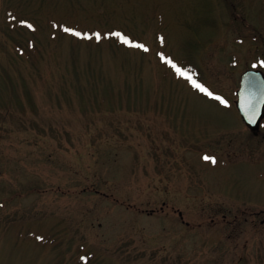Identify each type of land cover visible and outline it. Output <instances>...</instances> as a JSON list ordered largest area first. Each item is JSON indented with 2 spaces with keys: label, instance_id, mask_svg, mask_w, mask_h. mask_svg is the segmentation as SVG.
<instances>
[{
  "label": "rangeland",
  "instance_id": "obj_1",
  "mask_svg": "<svg viewBox=\"0 0 264 264\" xmlns=\"http://www.w3.org/2000/svg\"><path fill=\"white\" fill-rule=\"evenodd\" d=\"M247 69L264 0H0V264H264Z\"/></svg>",
  "mask_w": 264,
  "mask_h": 264
},
{
  "label": "water",
  "instance_id": "obj_2",
  "mask_svg": "<svg viewBox=\"0 0 264 264\" xmlns=\"http://www.w3.org/2000/svg\"><path fill=\"white\" fill-rule=\"evenodd\" d=\"M236 107L245 125L257 132L264 117V73L261 70H246L241 75Z\"/></svg>",
  "mask_w": 264,
  "mask_h": 264
},
{
  "label": "snow or ice",
  "instance_id": "obj_3",
  "mask_svg": "<svg viewBox=\"0 0 264 264\" xmlns=\"http://www.w3.org/2000/svg\"><path fill=\"white\" fill-rule=\"evenodd\" d=\"M21 23H25V24H27V26H28L29 28L32 27V25L29 24L27 21H21ZM65 31H67V32H72V33H74V35H76V36H87L86 33H81V32L75 31V30L72 29V28H66ZM95 35H96L97 38H99L100 33H96ZM114 35L117 36L118 38H120L121 41H122L123 43H125V44H129V45H133V41H132L129 37L125 36L123 33L117 32V33H114ZM87 38H91V37H87ZM134 46L139 47V48H142V49H144L145 51L148 50L144 44H136V45H134ZM162 58L165 59V62H166V63H168V64H170V65L172 66V68L175 70V72H176L178 75H180V76L185 77L186 79H188V80L192 83V85H193L195 88H197L198 90H200V91H202V92H205L208 96H214V93H213V92L209 91V89L206 88L203 84H201V83L197 82L195 79H193V78H192V77H191V76H190V75H189V74H188L183 68H181L179 65H177L176 63H174V62H173L172 60H170V59H167V58H164V57H162ZM215 98L218 99V100H221V102L227 104V101L224 100L222 97L216 96ZM204 159H206V160H211V161L215 162V157H213V156L205 155Z\"/></svg>",
  "mask_w": 264,
  "mask_h": 264
},
{
  "label": "flooded vegetation",
  "instance_id": "obj_4",
  "mask_svg": "<svg viewBox=\"0 0 264 264\" xmlns=\"http://www.w3.org/2000/svg\"><path fill=\"white\" fill-rule=\"evenodd\" d=\"M263 119H264V117H263ZM263 119L261 120V122H260V127H261V124H262V122H263ZM260 127H259V130H260ZM259 130L257 131V132H253V133H255V134H257L258 132H259Z\"/></svg>",
  "mask_w": 264,
  "mask_h": 264
}]
</instances>
